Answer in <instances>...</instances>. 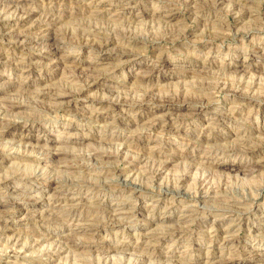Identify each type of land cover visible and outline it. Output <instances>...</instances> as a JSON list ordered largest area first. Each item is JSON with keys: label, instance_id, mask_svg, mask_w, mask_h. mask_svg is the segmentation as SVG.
<instances>
[{"label": "rangeland", "instance_id": "1", "mask_svg": "<svg viewBox=\"0 0 264 264\" xmlns=\"http://www.w3.org/2000/svg\"><path fill=\"white\" fill-rule=\"evenodd\" d=\"M105 1L103 14L87 7ZM124 1L0 0V15L34 9L28 43L0 38V105H19L0 108V264H11L13 234L43 241L16 264H249L264 254V0ZM50 15L51 33L40 20ZM80 67L112 73L86 87L99 72ZM238 87L245 105L230 94ZM198 99L207 113L182 106ZM154 116L162 126L147 127ZM129 170L134 185L120 184ZM55 180L73 207L55 203Z\"/></svg>", "mask_w": 264, "mask_h": 264}, {"label": "bare ground", "instance_id": "2", "mask_svg": "<svg viewBox=\"0 0 264 264\" xmlns=\"http://www.w3.org/2000/svg\"><path fill=\"white\" fill-rule=\"evenodd\" d=\"M52 2H65L66 0H51ZM129 1L130 0H125L124 2H126V4H129ZM108 2H111V1H105V2H100V3H98V5L99 6H95V7H91V5H87V7H88V9H90V10H92V14H95V15H100V14H103L104 12H105V10H103V8L105 7V4L106 3H108ZM58 4V3H57ZM247 5V4H246ZM245 5V6H246ZM133 6V5H132ZM244 6V5H243ZM10 7H6V12L5 13H9V11H8V9H9ZM163 8V7H162ZM164 8H166V9H169V11H167V12H173L175 9H174V7H172V6H169V5H165L164 4ZM165 9V10H166ZM90 12V11H89ZM162 12V11H161ZM2 13V12H1ZM0 13V14H1ZM20 12H17V10H15L14 12H11V13H9L11 16H5V15H0V27H2V28H0V38H4V39H6V40H4L5 42H8L9 44H14L15 46H23L24 44H26V43H28V37L30 36V35H32L33 33H31V29H32V27L34 26V25H30L29 24V22L31 21V19H32V17H33V14H34V9H32V11H24L22 14H19ZM49 17L50 18H53L51 15L50 16H48V18L46 19H40L41 20V22H43L44 23V26L43 27H48L47 29H45L44 30V32H49V33H51L50 32V30L51 29H49V26H50V24H52V21L51 20H48L49 19ZM97 17V16H96ZM14 20H16L17 21V24L15 25V27L16 28H18V27H20V28H22V30L23 31H19V30H14V31H12V30H10L9 28L7 29L6 27H8V25H10V24H12L13 23V21ZM51 21V22H50ZM23 28H26L25 30L23 29ZM43 32V31H42ZM43 32V33H44ZM100 44V43H99ZM52 46H54L53 48H51V46L50 47H43V56L45 57V58H51L52 57V55L53 54H55V51L58 49V45H54V44H52ZM97 48V47H96ZM60 49V48H59ZM99 49H102V46H99ZM99 49H97V51L99 50ZM101 51V50H100ZM128 54H130V53H128ZM53 60H54V62H55V64H62V63H64L63 61H61V60H58V59H55V58H52ZM36 66H38V63H34V64H30L29 65V68H31V70L29 69H27L28 71H25L24 73H28L29 75H31V72H33V69H35V67ZM55 66H57V65H55ZM104 66V65H103ZM153 66V65H152ZM52 68V67H51ZM76 68V67H75ZM152 68H154V69H152V70H148V71H145V73H143V75H139L140 76V78L143 80V79H150L151 78V75L153 74V72H155L154 70H155V68H156V66H153ZM56 70V69H55ZM89 70H91V71H98L99 72V76H97V77H90V76H88L87 75V71H89ZM52 71H54L53 69H52ZM78 71V76H80V77H82L83 75H86V76H88V78H90L89 80H88V84H87V86L86 87H91V86H94L96 83H97V81L98 80H100L101 79V77L103 76V77H105V75H108V74H111L112 73V69L111 68H93V69H91V68H83V67H80V68H77L76 69V71L75 72H77ZM141 72H144V71H141ZM147 75H149V77L147 76ZM77 76V75H76ZM80 81V80H79ZM222 84V83H221ZM226 84H223L222 86L224 87ZM241 86V85H240ZM226 87V86H225ZM242 87V86H241ZM240 87H238V89H236V90H234L233 92H231L230 94L232 95V97L234 98V100L235 99H237V102H242V103H240V105H245V104H247V103H245L246 101H248V99H246L245 97L246 96H244V94H242V92H241V90L239 89ZM85 89V88H84ZM84 89L82 90H79L78 92H65V93H63V94H59V95H54V96H56V98H60V99H65V98H79L80 96H81V94H82V92L84 91ZM65 90V89H64ZM59 92V91H58ZM49 93V92H48ZM55 98V97H54ZM248 98V97H247ZM252 99V98H251ZM70 100V99H69ZM69 100H62V102H58V105H65V103H70V101ZM61 101V100H60ZM65 101H67V102H65ZM185 105H182L183 107H185V108H188V110L189 111H192V113H194L195 115H201V114H203V113H207V111H208V109H211V107H212V103H210V102H207L206 100H204V99H198L197 101H192V102H186V103H184ZM70 105V104H69ZM114 105V104H113ZM123 105H125L124 103H116V105H115V107L116 106H120V107H122ZM17 107H19V105L18 104H13V105H10V106H4V105H0V108H1V110L2 109H7V110H9V109H15V108H17ZM236 108V107H235ZM153 110V109H152ZM6 111V110H5ZM191 113V112H190ZM168 116V114L167 113H165L162 117H167ZM163 120V119H162ZM165 120V119H164ZM145 123V125L148 127H154V126H160L161 125V116H154L153 118H151L150 120H147V121H144ZM165 122H167V121H165ZM10 124H12V125H14V127L16 128V127H21L20 126V123H18V122H15V121H13L12 123H10ZM167 124V123H166ZM165 124V125H166ZM168 125V124H167ZM162 126V125H161ZM12 127V126H11ZM13 127V128H14ZM165 127V126H164ZM9 127H7V128H5L4 129V133L5 132H10V130H11V128L10 129H8ZM2 133V132H1ZM3 135V134H2ZM263 142V141H262ZM40 143V141L38 142V144ZM258 143V142H257ZM264 144V143H263ZM262 144V145H263ZM256 147H258V146H256ZM260 147V146H259ZM48 148V147H47ZM253 148H255V147H253ZM61 149V148H60ZM262 149V148H261ZM57 150H59L58 148H57ZM153 151H155V149L153 150ZM256 151V150H255ZM254 152V151H253ZM49 153V152H48ZM61 153H62V151H56L55 153H49V155L52 157V160H53V163H59L58 161H59V156L61 155ZM67 154V153H66ZM2 157H3V155L0 153V162H1V159H2ZM62 157V156H61ZM67 157V156H66ZM71 157V156H70ZM75 157V156H74ZM6 158H7V156H6ZM63 158V157H62ZM65 158V157H64ZM63 158V159H64ZM73 158V157H72ZM101 158V157H100ZM103 158V157H102ZM205 158H206V155H205ZM62 159V160H63ZM39 160V159H38ZM50 160V159H49ZM67 160V163H68V159H66ZM70 162H72V160H69ZM77 162V161H76ZM52 163V162H51ZM74 164V163H73ZM62 166V165H61ZM71 166V165H70ZM73 166V165H72ZM64 168H68L69 167V164H65L64 166H63ZM60 168V167H59ZM72 168V167H71ZM127 168H129V167H127ZM234 170V169H233ZM129 173L127 174V175H121V177L120 178H122V179H120L119 181H120V184H129V183H132L133 184V181H132V178L135 176V175H133V173L134 172H132L131 170H129L128 171ZM130 172H132V174L130 173ZM159 172V171H158ZM239 172V171H238ZM130 174V175H129ZM158 174V173H157ZM160 174V173H159ZM40 176V175H39ZM40 178V177H39ZM38 179V178H37ZM59 180V179H58ZM8 181L9 180H6L4 183H8ZM56 181V180H55ZM57 182V184H56V187L54 188L57 192H59V195L58 196H54V197H52L53 198V200L55 201V203H59V208L60 207H62V205H65L64 207H73V203L74 202H76L77 200L75 199V198H69V197H67V196H63L64 194L62 193V191H63V189L66 187V186H64V185H66L67 184V182H62V181H56ZM122 182V183H121ZM135 183V182H134ZM122 184V185H123ZM118 185V184H117ZM121 185V186H122ZM134 185V184H133ZM78 186V185H77ZM120 186V185H119ZM132 189L133 190H135L134 189V187H132ZM131 190V189H130ZM132 190V191H133ZM131 191V192H132ZM64 192V191H63ZM134 194V193H133ZM62 195V196H61ZM207 196V195H206ZM16 198H18V197H16ZM129 203H127V202H124V203H121L118 207H122V208H120L119 209V211L121 212V213H119V214H125L124 213V210H125V208H126V205H128ZM75 205V204H74ZM57 206V207H58ZM254 206H252L251 208H253ZM128 208V207H127ZM138 208V207H137ZM139 209V208H138ZM223 209V208H222ZM254 209H255V207H254ZM220 210V209H219ZM229 210V209H228ZM55 211V210H54ZM196 211V210H195ZM62 212V211H61ZM197 212V211H196ZM235 212V211H234ZM238 212V211H237ZM237 212H235V216H234V218H235V220H238V221H240V223L239 224H241L242 222H243V220H244V217H243V213L241 214V213H239V214H237ZM59 213V212H58ZM194 213V212H193ZM198 213V212H197ZM236 214L238 215V218H236ZM258 214V213H257ZM257 214H254V213H252L251 212V209L246 213V214H244V215H248V218H249V216H256L257 217ZM196 215V214H195ZM198 216V215H197ZM167 218V216H164L163 218V221ZM258 218H260V219H262L263 221H264V214H262V215H259V217ZM234 220V221H235ZM243 224V223H242ZM241 224V225H242ZM246 224V223H245ZM77 226H85V225H83V224H81V223H78L77 224ZM235 226V225H234ZM79 227V228H80ZM232 228H233V225H230V226H228L225 230H223V233L225 234V236H224V238L225 239H223V242H224V244H227V240H228V238H230V237H234V235H232V234H230V231L232 230ZM6 228H3V229H0V241L2 240V235H4V232H7V230H5ZM260 234H262V232H261V230H260V232H259ZM13 234V233H12ZM219 234V233H218ZM221 234V233H220ZM260 234H258V235H255L256 237H258V238H260V239H264V237L263 236H261ZM167 235V234H166ZM232 235V236H231ZM9 239H5L4 241L6 242V243H8L9 245H10V251H8L7 253H5L4 255H3V257H4V259L5 260H10V263L11 264H16V259L18 260V259H21V258H25V257H27V256H31L30 255V253H28L29 251H31V250H33V249H35L37 246H39V245H42V243H43V241L42 240H37V241H34V244H30V245H28V244H23L22 243V240L20 239V237H18V236H16V234H13V235H11L10 237H8ZM261 240V241H262ZM56 243V242H55ZM54 243V244H55ZM57 243H59L60 245H63V246H69V241H67L65 244H62V242H58V240H57ZM76 245H78V243L77 244H75L74 245V247L76 246ZM71 246V245H70ZM252 246V245H251ZM73 248V247H72ZM61 252H63V249L62 248H60L59 246H53V244H49L48 245V247H47V249L45 250V253H48V254H51V253H55V254H57V256H58V254H60ZM25 256V257H24ZM51 259H52V257L49 259H47V262L48 261H51ZM12 260V261H11ZM219 262H225V261H218V263ZM242 262H245V263H249V264H256V263H260V262H264V254H255L254 256H250L247 260H245V261H242ZM241 262V263H242Z\"/></svg>", "mask_w": 264, "mask_h": 264}]
</instances>
